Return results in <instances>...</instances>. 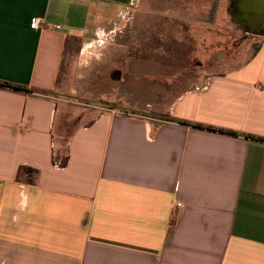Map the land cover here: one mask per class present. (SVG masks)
Listing matches in <instances>:
<instances>
[{"label":"crops","instance_id":"crops-1","mask_svg":"<svg viewBox=\"0 0 264 264\" xmlns=\"http://www.w3.org/2000/svg\"><path fill=\"white\" fill-rule=\"evenodd\" d=\"M163 5L190 30L223 19L222 0H0V264H264V22L162 119L111 108L53 133L105 30Z\"/></svg>","mask_w":264,"mask_h":264},{"label":"rangeland","instance_id":"rangeland-1","mask_svg":"<svg viewBox=\"0 0 264 264\" xmlns=\"http://www.w3.org/2000/svg\"><path fill=\"white\" fill-rule=\"evenodd\" d=\"M222 2L223 19L218 26L207 17L203 27L190 30L184 19L164 13L163 5L159 12L140 15L132 24L129 20L118 29L105 30L102 36L106 46L117 48L106 51V66L94 68L92 83L83 82L84 75H77L70 83L73 93L57 100L54 135L66 119L61 144L75 125L88 122L104 109L162 119L177 97L200 86L202 75L217 73L245 59L256 46V34L235 25L226 11L229 0ZM76 65L78 73V61Z\"/></svg>","mask_w":264,"mask_h":264},{"label":"water","instance_id":"water-1","mask_svg":"<svg viewBox=\"0 0 264 264\" xmlns=\"http://www.w3.org/2000/svg\"><path fill=\"white\" fill-rule=\"evenodd\" d=\"M227 13L245 32L258 31L264 22V0H230ZM247 27V28H246Z\"/></svg>","mask_w":264,"mask_h":264},{"label":"trees","instance_id":"trees-1","mask_svg":"<svg viewBox=\"0 0 264 264\" xmlns=\"http://www.w3.org/2000/svg\"><path fill=\"white\" fill-rule=\"evenodd\" d=\"M1 86H6L4 84H0ZM185 124V123H183ZM196 127V126H195ZM63 164L65 165V162H63ZM37 177V171L33 170L31 168H25V167H21L18 170V179L20 181H23L25 183H33L35 178Z\"/></svg>","mask_w":264,"mask_h":264},{"label":"built area","instance_id":"built-area-1","mask_svg":"<svg viewBox=\"0 0 264 264\" xmlns=\"http://www.w3.org/2000/svg\"><path fill=\"white\" fill-rule=\"evenodd\" d=\"M30 28L31 29H38L39 28V23H38V21L37 20H34L32 23H31V25H30ZM56 29H59V27H56ZM181 204H179V203H177L176 205H175V209H181Z\"/></svg>","mask_w":264,"mask_h":264},{"label":"flooded vegetation","instance_id":"flooded-vegetation-1","mask_svg":"<svg viewBox=\"0 0 264 264\" xmlns=\"http://www.w3.org/2000/svg\"><path fill=\"white\" fill-rule=\"evenodd\" d=\"M247 28V27H246Z\"/></svg>","mask_w":264,"mask_h":264}]
</instances>
